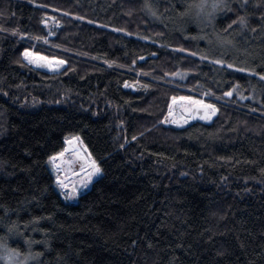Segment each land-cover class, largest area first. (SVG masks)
<instances>
[{
	"label": "trees",
	"instance_id": "1",
	"mask_svg": "<svg viewBox=\"0 0 264 264\" xmlns=\"http://www.w3.org/2000/svg\"><path fill=\"white\" fill-rule=\"evenodd\" d=\"M194 1L0 0V247L30 264H264V0L229 2L215 40ZM217 39L232 73L201 59ZM172 97L217 116L167 126ZM73 137L101 171L70 202L49 157Z\"/></svg>",
	"mask_w": 264,
	"mask_h": 264
},
{
	"label": "snow or ice",
	"instance_id": "2",
	"mask_svg": "<svg viewBox=\"0 0 264 264\" xmlns=\"http://www.w3.org/2000/svg\"><path fill=\"white\" fill-rule=\"evenodd\" d=\"M188 7L190 9H195L196 12V16L198 18L202 17L204 19H207L209 22H211L214 18H215V13L217 11L220 10H227V11H233L231 4L228 2V0H199V3H192L190 5H188ZM239 9H244L245 8V2H241L238 5ZM154 14V13H153ZM240 28H245L247 27V18L246 15H239L237 14V19L232 21V24H237ZM232 24H229L227 27L228 29H230L232 27ZM225 31L227 32V29H225ZM253 31H255V29H253ZM224 43H228L231 44V41L225 40L223 41ZM24 57L26 59H28L29 63H33V64H39L41 60H47V57H42L40 56L38 53H33V52H29L28 50H25V52L23 53ZM193 55H195V53H193ZM201 59H208L207 56H201ZM65 61L61 60L59 61V64L62 65L64 64ZM213 63L216 65H225L227 66V68L231 69L234 67V65L232 63H227L225 60L223 59H215L213 60ZM49 68H51L52 62L49 61L48 65ZM238 71L244 72V71H248L247 69L244 68H239ZM173 75H180V73H174ZM260 75V74H257ZM261 80H264V75H261ZM126 87L128 86L127 84L125 85ZM238 88V85H234L232 87L231 90L226 91L223 93V95L225 97H232L233 96V92L236 91V89ZM206 95H211V93H206ZM239 95V93H238ZM241 99H246L247 97L244 96H240ZM176 97H172V101L173 103H175L176 101ZM181 100H189L192 101L191 97H181ZM192 104H194L197 108V111L195 113H191L187 118L183 119V123H188L189 119H193L195 118V115H199V109H203V115L200 116V119H204V120H210L212 118V116H214L216 114V112L218 111V109L216 108V106L214 104H207L205 103L203 100H195L192 101ZM191 112V110H189ZM173 115L172 112V107L171 105H169L168 107V115L164 118L163 123H180V121L176 120V119H169V117H171ZM136 137H133V139H135ZM65 151H67V149H65ZM64 155L63 152L58 153L57 155L51 156L49 157V161L53 164L54 167H58L57 165V159L58 157H62ZM91 168L92 171L87 173V180L85 181H81V184L83 187H87L88 183L91 181L92 176L98 174L101 169L99 168L98 165L95 164V161L91 162ZM57 179L59 180V177H57ZM61 187H67V185H63L61 184ZM78 190L74 187L72 189L71 192H68L65 194V198L66 199H71L75 196H77ZM29 244H31V242H29Z\"/></svg>",
	"mask_w": 264,
	"mask_h": 264
},
{
	"label": "rangeland",
	"instance_id": "3",
	"mask_svg": "<svg viewBox=\"0 0 264 264\" xmlns=\"http://www.w3.org/2000/svg\"><path fill=\"white\" fill-rule=\"evenodd\" d=\"M176 1H177V4L182 3V2H181L182 0H176ZM191 1H192V0H191ZM232 1H234V0H228V2H232ZM194 2H195V3H199V0H196V1H194ZM194 2H193V3H194ZM209 2H210V0H209ZM190 4H191V2H190ZM220 11H221V10H220ZM148 13H149V16H150L152 19H154V20L157 19V17H155L153 13H150V12H148ZM190 13H191V12H190ZM190 13H186V15L189 16ZM155 14L157 15V12H156V11H155ZM192 15L194 16L193 18H194L195 21L198 22V24H199L200 20H201L202 23H203V24L200 26V28H202V29L200 30L201 35H202V33H203V34H207V37H209V38H211V39H213V40H215L216 38H219V37H218V36H219L218 33L215 31V29H214V27H213V20H214L215 18H214L211 22H209L207 19H204V18H202V17L198 18V17L196 16L195 9H192ZM218 15H219V11H217V12L215 13V17L218 16ZM177 26H180V25H177ZM182 27L184 28V29H182L184 32L187 31V29H189L188 26H186L185 24L182 25ZM180 29H181V28H180ZM188 31H189V30H188ZM190 31H191V30H190ZM195 34H199V33H198L197 31H194V32L192 33V36H193L194 38H196V37L194 36ZM198 36H199V35H198ZM200 38H201V39H199V40H204V41H205V39H202V38H204L203 36H200ZM216 41L218 42V43L216 44V48H215V49H216V52H214V53H212V54H209V52L206 51V50H207V47H206L207 44H205V46H204V45L202 44L203 42L200 41L201 46L204 47V48L202 49V51H203V52H202V53H203V56H207V57H208V59H205V60H208V61L213 62V60H215V59H223V60H225L227 63H232V64L234 65V61H233L232 59H231V60L229 59V57H231V56H230L231 53L227 52V50H229V49L232 50V47H231L228 43H224L223 41H219V39H217ZM217 46H218V47H217ZM219 66H221L222 68H227L226 64H225V65H219ZM233 69H234V67L231 68V69L227 68V70H226L225 72H227V73H232V72H233ZM238 96L240 97V96H242V94L239 93ZM177 99H180V98H177ZM192 100H193V99H192ZM188 101H189V100H188ZM193 101H195V100H193ZM192 105H194V104H192V101H190V104H181V105H177L174 114H175V115H181V114L185 113L186 110L190 109ZM91 161H92V159L89 158V162H91ZM56 163H57L58 167H54L52 163H50V164H51V167L53 168V171H54V173H55V175H56V181H57L58 187H59L60 189H62L63 187H61V184H64L63 182H65V183H72V182L74 181V182L76 183V189L78 190V193H79V194H78L77 196L71 198V199H68V200H69V201L77 200V199L80 197V195L83 193V190L86 189V188L90 185L92 179H91V181L88 183V186L85 188V187L82 186L81 181H85V180H87V175H84L82 178H75L74 180H73V179H70L69 176H68L67 174L64 175V174H62V173L60 172V169L63 168V166H62L61 163H59V160H57ZM65 169H66V168H65ZM57 177H59V180L57 179ZM32 260H33V258H31V257H24V256H22V255H20V254L15 253V252L12 253V252L6 251V250L3 249L2 247H0V264H30Z\"/></svg>",
	"mask_w": 264,
	"mask_h": 264
},
{
	"label": "water",
	"instance_id": "4",
	"mask_svg": "<svg viewBox=\"0 0 264 264\" xmlns=\"http://www.w3.org/2000/svg\"><path fill=\"white\" fill-rule=\"evenodd\" d=\"M46 24H47V22H45L43 25L45 26ZM26 61L29 63L28 59H26ZM48 62H49L48 60H41L38 65L37 64H33V63H29V64L32 65L35 69L48 71V72H51V73H58L61 70H63V68L65 67V63L60 65L59 64V60H53V61H51L53 66L51 68H49L47 66ZM126 84H124V86H123L124 90H131L132 92H136V87L135 86H127L126 87L125 86ZM181 104H190V101L178 99V100L175 101V103H172V109L176 108L177 105H181ZM189 110H191V112ZM196 111H197L196 106L192 105L190 109L186 110L184 118H187L191 113H195ZM198 111H199V115H195V118L189 119L188 123H186V124L183 123V119L184 118L177 119V118L173 117V115H172L171 117H169V119H176V120L180 121V123H178V124L173 123V126L176 127V128H183V127H186L189 124H192V123L197 122V121H202V122H204L206 124H210V123L213 122V120L215 119V117L217 116V113H218V112H216V114L214 116H212V118L210 120H204V119H200V116L203 115V109H199ZM167 125H169V124H167ZM78 144H79L78 137H73L70 140H67L65 142V149H67V151H65V152L66 153H72L74 151V148L78 147ZM84 151L87 153L88 149L84 148ZM74 155H75V158L79 162H81L82 165L86 166L88 164L87 160L81 155L80 152H76ZM89 167L91 168V163L89 164ZM96 177H97V174H96Z\"/></svg>",
	"mask_w": 264,
	"mask_h": 264
},
{
	"label": "flooded vegetation",
	"instance_id": "5",
	"mask_svg": "<svg viewBox=\"0 0 264 264\" xmlns=\"http://www.w3.org/2000/svg\"><path fill=\"white\" fill-rule=\"evenodd\" d=\"M64 153V151H63ZM75 153V152H74ZM74 153L72 154H66L62 157H59V162H61L63 166L64 175H68L70 179L75 178H82L84 175H87V173L91 172V169L86 165H82L81 162H79L76 158ZM83 166V167H82ZM85 166V167H84ZM66 168V169H65ZM67 187H64L63 193L66 194L68 192H71L74 187H76V183L73 181L72 183H65Z\"/></svg>",
	"mask_w": 264,
	"mask_h": 264
},
{
	"label": "bare ground",
	"instance_id": "6",
	"mask_svg": "<svg viewBox=\"0 0 264 264\" xmlns=\"http://www.w3.org/2000/svg\"><path fill=\"white\" fill-rule=\"evenodd\" d=\"M65 66H66V64H65ZM176 100H178V99H176Z\"/></svg>",
	"mask_w": 264,
	"mask_h": 264
}]
</instances>
